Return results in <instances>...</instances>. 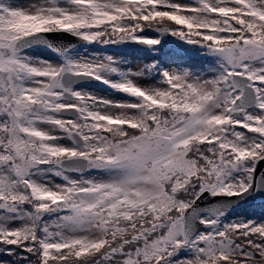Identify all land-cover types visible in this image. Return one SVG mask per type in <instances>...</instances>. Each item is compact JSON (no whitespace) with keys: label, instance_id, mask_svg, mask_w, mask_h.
I'll list each match as a JSON object with an SVG mask.
<instances>
[{"label":"snow or ice","instance_id":"6c2138e0","mask_svg":"<svg viewBox=\"0 0 264 264\" xmlns=\"http://www.w3.org/2000/svg\"><path fill=\"white\" fill-rule=\"evenodd\" d=\"M169 37L137 70L88 52ZM262 163L264 0H0V264H264V221L200 206Z\"/></svg>","mask_w":264,"mask_h":264},{"label":"rangeland","instance_id":"374dc122","mask_svg":"<svg viewBox=\"0 0 264 264\" xmlns=\"http://www.w3.org/2000/svg\"><path fill=\"white\" fill-rule=\"evenodd\" d=\"M17 3H19L21 6L27 7L29 4L35 2V0H16ZM186 2H190V0H186ZM149 35H155L154 33H148ZM77 47H80V45H76ZM83 51V49H81ZM88 52L89 53H99L101 55H111L118 61H123L124 63L121 65V67H124L126 69L130 68L132 70H137L141 67H143L145 64L151 62V57L147 56L145 53H135V52H117L110 48L100 47L99 45L94 46H88ZM30 55H39L44 56L45 58H51L52 54L47 53L44 50H32L29 53ZM162 63H167L162 62ZM142 86H151L155 83V81H152L150 79H144L138 81ZM86 91L92 92L97 96H101L107 99L115 100V101H124L131 99L123 94H118L113 92L111 89H109L106 86H97L93 84H83L81 85ZM62 143H68V141H62ZM59 182V181H58ZM231 220L233 219H252L256 221H264V218L261 216H254L248 208L244 209L243 211H234L232 214H230Z\"/></svg>","mask_w":264,"mask_h":264},{"label":"water","instance_id":"95a60500","mask_svg":"<svg viewBox=\"0 0 264 264\" xmlns=\"http://www.w3.org/2000/svg\"><path fill=\"white\" fill-rule=\"evenodd\" d=\"M52 39H54V42H57V43H62L64 45H69V44H74V43H81L79 41H77L75 38L69 36V35H66V34H61V35H56L55 37H50ZM113 46H116V47H139V46H142V45H139V44H135V43H126V44H120V45H113ZM90 82H93L95 83L96 81H90ZM259 170L260 171H264V163L260 164L259 165ZM258 175H259V171H258ZM254 199H264V194H256L255 192L253 193V195H250V196H247V197H244V198H238V197H233L229 200L225 199V198H218L217 200L215 201H212L210 198L208 200H203L201 201L200 203V206L201 207H209L211 206L212 204H226L228 209H231L233 208L234 206H237V205H241L243 203H246L248 201H254Z\"/></svg>","mask_w":264,"mask_h":264},{"label":"trees","instance_id":"16d2710c","mask_svg":"<svg viewBox=\"0 0 264 264\" xmlns=\"http://www.w3.org/2000/svg\"><path fill=\"white\" fill-rule=\"evenodd\" d=\"M173 38H167L165 41V46L160 50V53L158 55H153L152 53L147 52L149 55L153 56L154 59H165L167 61H172L177 59L176 55V49L174 48L173 44L171 43ZM186 59L189 63H195L197 67H203L204 65L208 64V61L205 59H202L199 56H193L191 54H188L186 56ZM245 207L249 208V211L253 215H259L262 218H264V201H254V203H250L247 205H243V207H240L239 209H244Z\"/></svg>","mask_w":264,"mask_h":264}]
</instances>
